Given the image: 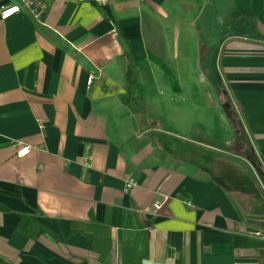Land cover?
Returning <instances> with one entry per match:
<instances>
[{"label":"crops","instance_id":"obj_1","mask_svg":"<svg viewBox=\"0 0 264 264\" xmlns=\"http://www.w3.org/2000/svg\"><path fill=\"white\" fill-rule=\"evenodd\" d=\"M253 153L264 0H0V264H264Z\"/></svg>","mask_w":264,"mask_h":264},{"label":"built area","instance_id":"obj_2","mask_svg":"<svg viewBox=\"0 0 264 264\" xmlns=\"http://www.w3.org/2000/svg\"><path fill=\"white\" fill-rule=\"evenodd\" d=\"M20 1L23 5L29 8V12L31 16L37 21L42 20L46 16L47 11H48V0H20ZM95 1L99 4H105L109 2L110 0H95ZM12 9H15V11H11ZM19 10H20V7L18 5L16 4L9 5L2 9L1 14H2V17L6 18L8 16H11L19 12ZM90 82H91V78L88 79V84H90ZM29 149L30 148L28 146H23L19 150V154L25 155L29 152ZM166 199L167 197L163 198V200H166ZM163 200L157 201L154 203L155 210H158L162 206Z\"/></svg>","mask_w":264,"mask_h":264},{"label":"water","instance_id":"obj_3","mask_svg":"<svg viewBox=\"0 0 264 264\" xmlns=\"http://www.w3.org/2000/svg\"><path fill=\"white\" fill-rule=\"evenodd\" d=\"M228 109L229 107L227 106L226 110L229 111ZM247 161L253 166L259 181L264 187V169H263L262 163L260 162L259 158L257 157L255 153H253L247 158Z\"/></svg>","mask_w":264,"mask_h":264},{"label":"rangeland","instance_id":"obj_4","mask_svg":"<svg viewBox=\"0 0 264 264\" xmlns=\"http://www.w3.org/2000/svg\"><path fill=\"white\" fill-rule=\"evenodd\" d=\"M169 132V131H168ZM157 134H158V136H162V137H164L165 139H167L168 138V136H170L169 134H167V132H164V133H162V132H157Z\"/></svg>","mask_w":264,"mask_h":264},{"label":"snow or ice","instance_id":"obj_5","mask_svg":"<svg viewBox=\"0 0 264 264\" xmlns=\"http://www.w3.org/2000/svg\"><path fill=\"white\" fill-rule=\"evenodd\" d=\"M11 11H15V9H12Z\"/></svg>","mask_w":264,"mask_h":264}]
</instances>
